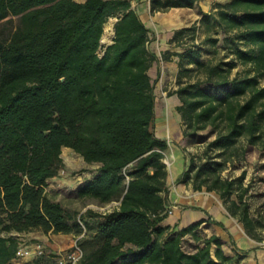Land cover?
<instances>
[{"label": "trees", "instance_id": "trees-1", "mask_svg": "<svg viewBox=\"0 0 264 264\" xmlns=\"http://www.w3.org/2000/svg\"><path fill=\"white\" fill-rule=\"evenodd\" d=\"M150 1L156 13L200 0ZM201 15L206 40L217 44L210 31L221 32L234 59L214 64L196 46L163 53L166 60L179 57V87L170 95L180 98L184 135L216 132L208 143L216 155L199 164L193 158L180 181L219 194L247 234L262 241L264 213H253L244 176L222 172L246 154L241 141L264 146V0L218 2ZM9 17L20 22L0 32V264H12L24 233L81 234L84 225L95 229L85 264H240L249 251L227 254L220 236L203 233L206 220L181 229L163 224L169 144L155 134L149 73L159 57L149 50L151 29L131 0H0V23ZM111 17L118 18L114 43L100 56ZM197 30V22L182 27L170 42L178 45ZM237 63L250 70L231 77ZM193 71L202 76L183 82ZM64 147L98 166L72 194L102 205L119 202L105 213L87 210L83 224L47 192L63 167ZM187 235L201 242L193 251L183 247ZM26 264L48 262L35 257Z\"/></svg>", "mask_w": 264, "mask_h": 264}, {"label": "rangeland", "instance_id": "rangeland-1", "mask_svg": "<svg viewBox=\"0 0 264 264\" xmlns=\"http://www.w3.org/2000/svg\"><path fill=\"white\" fill-rule=\"evenodd\" d=\"M218 2L224 3L227 1L214 0V3L212 4L211 8L209 7L208 12L214 11V7ZM199 20L197 21L198 30L196 31V35L194 37L192 36V34L186 35L183 39L180 40L178 45L176 42H170L171 48L167 51L183 52L189 47L196 46V48H200L202 58L206 61H212L214 64L234 59V55L231 53L228 45L224 42L225 35H223L221 32L216 33V29L210 31L212 37L219 38V42L213 45L206 40V37L208 35L206 32V27L201 25ZM19 22L20 20L18 17H9L7 20L0 23V32L8 34L9 32L14 31L19 25ZM193 24H190L189 26ZM163 53H161L160 55L162 56V58ZM163 60L165 62H163L159 67L160 76L156 79L155 86L158 89L160 88L161 90L166 91V93L169 94L174 89H177L179 87V57L177 55L171 54L170 60ZM166 61H173L174 68H177V71L176 69H174L173 74H171L172 72L170 70V67H168ZM175 63H177V65ZM193 66L194 65H189L188 67ZM249 70V65L237 63V65L232 69L231 77L243 76L248 73ZM157 72L158 69L153 72V80H155ZM199 76H202V74L193 71L192 73L185 75L182 81L194 82L199 78ZM260 85L264 86V76L260 78ZM167 97L168 96H158V106H156L158 111L167 107L165 103L161 104L160 102L161 98L166 99ZM179 123L182 127L181 134L178 138H172L171 142L176 143L183 148L184 153L188 159L189 166L193 158L195 159V162L199 164L205 160V157L216 155L217 151L208 149V143L216 137V132L212 131L210 127H208L207 129L199 131L195 136L191 137L188 135H184L185 125L181 118V114ZM239 146H244L243 148H246V154L244 156L234 157L233 159H231V161L228 162L226 169L222 172V176L224 178H239L241 176H244V187L248 188L246 196L253 213H264V146L248 145L244 140L239 143ZM62 157L64 160L63 167L60 169L58 175L50 180V183L47 187L49 196L56 201H60L65 207L68 214L73 217V220L81 221L82 224L84 223L83 216L86 215V212L89 209L98 213H105L112 210L113 206H115L118 201H113L111 203L102 205L89 199H78L72 194L77 186H79L92 175L93 171L97 169V165H89L83 160L80 155H78L68 147L63 148ZM191 187H193L192 183ZM201 191L206 190L204 189ZM221 201L224 204L223 199H221ZM86 231V236L82 237L81 239V243L85 251L89 250L95 242V229H89L84 225L83 233H85ZM83 233H45L41 230H34L32 232L24 233L23 235H21V240L27 243L39 240L44 243L47 248V255L44 257L46 258L48 264H51L52 262H56L55 257L61 249H57L58 247H56V241H58V239L54 240L53 237H51L53 236V234H56L54 238H57L59 236L62 238L64 237L62 240H60V242L61 245H63L62 249L67 250L70 247L73 239L76 236L82 235ZM203 233L205 234V232ZM199 244H201L200 241H196L190 235H187L184 238L183 247L187 251H193ZM247 257L248 255H246L244 259H246Z\"/></svg>", "mask_w": 264, "mask_h": 264}, {"label": "crops", "instance_id": "crops-1", "mask_svg": "<svg viewBox=\"0 0 264 264\" xmlns=\"http://www.w3.org/2000/svg\"><path fill=\"white\" fill-rule=\"evenodd\" d=\"M76 1L84 2L85 0ZM213 3L214 0H200L195 7H173L166 12L152 13L150 0H131L132 9L138 12L141 19L151 29L149 50L159 57V60L153 63L149 71L153 76V72L158 69L155 82L160 76L159 67L165 62L160 55L171 48L170 40L175 31L197 22L201 18L202 12H208ZM166 63L170 67L171 74L174 69L177 71L173 61H166ZM175 64L177 65V63ZM170 93L167 94L166 91L155 86L156 106H158V96H168L166 99H160L161 104L165 103L167 107L160 111L156 108L155 134L159 138L166 139L169 144L165 152V159L170 162V165H167V207L177 206V209L167 216L163 224L170 225L173 229H181L197 220L204 219L206 221L202 225L203 231L207 236L213 234L220 236L227 254L235 255L237 252L249 251L248 257L240 264H264V238L262 241H257L250 237L243 224L228 212L216 192L195 190L194 187H191V183L180 181L189 164L183 148L171 142L172 138L180 136L182 127L179 123L180 113L176 109L181 103L180 98L177 94L170 95ZM166 118L171 125L169 130L164 124ZM55 235L53 234L51 237L54 240L58 239L56 241L57 249L62 248L60 240L64 237L54 238Z\"/></svg>", "mask_w": 264, "mask_h": 264}, {"label": "built area", "instance_id": "built-area-1", "mask_svg": "<svg viewBox=\"0 0 264 264\" xmlns=\"http://www.w3.org/2000/svg\"><path fill=\"white\" fill-rule=\"evenodd\" d=\"M109 21H112V34L110 36V40L104 42L101 41V46L99 49V55L103 56L106 48L114 43L115 31L114 26L115 23L118 21L117 17H111ZM164 161L167 165H170L169 160L164 158ZM119 204V202L117 203ZM116 204V205H117ZM177 209L176 205H171L167 207L166 212L172 214L174 210ZM84 234L80 236H76L70 247L67 250H63L62 248L59 250L57 256L55 257V261L57 264H85L84 257H85V250L81 243V239ZM47 255V248L44 243L39 240H35L33 242L27 243L25 241L20 242L17 254L12 261V264H26L27 262L33 260L35 257H44Z\"/></svg>", "mask_w": 264, "mask_h": 264}, {"label": "bare ground", "instance_id": "bare-ground-1", "mask_svg": "<svg viewBox=\"0 0 264 264\" xmlns=\"http://www.w3.org/2000/svg\"><path fill=\"white\" fill-rule=\"evenodd\" d=\"M111 34H112V21H109L105 25V32H104V35H103V41L106 42V41L110 40ZM167 119L168 118H166L164 124L166 126V129L169 130L171 128V125H170L169 120H167Z\"/></svg>", "mask_w": 264, "mask_h": 264}, {"label": "water", "instance_id": "water-1", "mask_svg": "<svg viewBox=\"0 0 264 264\" xmlns=\"http://www.w3.org/2000/svg\"><path fill=\"white\" fill-rule=\"evenodd\" d=\"M103 40V36H102V39H101V41Z\"/></svg>", "mask_w": 264, "mask_h": 264}]
</instances>
